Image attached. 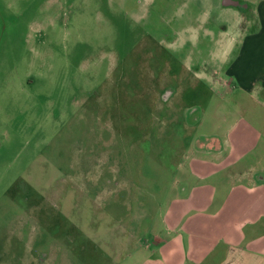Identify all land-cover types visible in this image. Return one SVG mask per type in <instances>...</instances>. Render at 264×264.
I'll use <instances>...</instances> for the list:
<instances>
[{"label": "rangeland", "instance_id": "obj_1", "mask_svg": "<svg viewBox=\"0 0 264 264\" xmlns=\"http://www.w3.org/2000/svg\"><path fill=\"white\" fill-rule=\"evenodd\" d=\"M260 28L264 0H0V264H114Z\"/></svg>", "mask_w": 264, "mask_h": 264}, {"label": "crops", "instance_id": "obj_2", "mask_svg": "<svg viewBox=\"0 0 264 264\" xmlns=\"http://www.w3.org/2000/svg\"><path fill=\"white\" fill-rule=\"evenodd\" d=\"M236 43L195 103L191 124L211 128L186 127L162 206L131 236L122 231L114 264H264V32Z\"/></svg>", "mask_w": 264, "mask_h": 264}]
</instances>
